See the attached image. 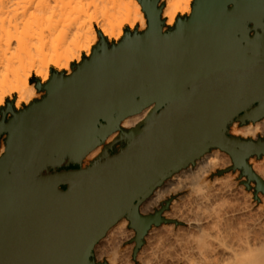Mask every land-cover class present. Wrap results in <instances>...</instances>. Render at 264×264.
I'll list each match as a JSON object with an SVG mask.
<instances>
[{
	"label": "water",
	"instance_id": "obj_1",
	"mask_svg": "<svg viewBox=\"0 0 264 264\" xmlns=\"http://www.w3.org/2000/svg\"><path fill=\"white\" fill-rule=\"evenodd\" d=\"M140 2L145 30L113 43L99 32L70 74L36 80L40 99L0 108V264H109L94 247L122 218L136 231L135 258L153 226L180 224L163 216L173 198L149 214L143 202L215 148L232 159L220 174L240 171L255 199L264 194L250 164L264 157V135L230 132L264 119V0H194L169 28L161 0Z\"/></svg>",
	"mask_w": 264,
	"mask_h": 264
},
{
	"label": "bare ground",
	"instance_id": "obj_2",
	"mask_svg": "<svg viewBox=\"0 0 264 264\" xmlns=\"http://www.w3.org/2000/svg\"><path fill=\"white\" fill-rule=\"evenodd\" d=\"M22 1L16 3L11 0L10 3V0H0V106L5 105L8 96L15 94L18 98L14 104L15 110H20L22 104L29 105L38 96L36 87L30 82V73L33 70H36L37 76L43 81L50 79L54 68L58 71L65 70L66 74H70L72 61H80L83 54L87 57L92 54L93 47L100 41L99 32L108 43H111L123 37L125 24L131 29L139 24V31L145 30L148 24L140 0H28L27 5L21 9L18 5L20 6ZM25 1L27 0H24L23 4ZM161 2L164 3L162 18L166 25L171 27L175 24L178 15H189L192 12L194 0H161ZM86 18L89 21L95 18L100 26L98 33L92 23L88 25ZM145 115L146 113L143 112L128 117L123 125L130 127ZM261 132L264 133V120L250 122L245 126H239L235 121L231 125V133L244 138H256ZM4 148L2 144L0 153ZM97 152L94 151L91 156L93 157ZM230 157L227 152L219 148L205 153L197 159L198 161L196 160L194 166L190 164L183 168L158 187L143 202L140 210L143 214H148L159 207L166 197L187 191L178 200L172 201L170 209L165 211L163 216L190 225L195 237L192 239H196L191 241L198 242L199 248L202 246L205 252L208 250L209 254L206 252L208 254L206 258L203 250L200 249L199 252L200 255L203 251L201 257L204 256L203 260H206V264H264V219H261L263 217L245 218L249 223L252 220L253 225L250 229L246 228V225L249 227L250 224L245 223V225L241 222L243 221L240 220L241 218H235L238 211L242 212L241 209H237L238 206L235 205L228 207L226 205V195L232 196L226 183L232 176L229 174V179H226L228 178L226 176L214 182L207 180V176L215 169L229 166L232 162ZM251 164L257 174L264 179V161L252 160ZM230 180L228 183H232ZM242 209L244 210V207ZM128 221L127 218L119 220L95 245L94 249L99 259L107 256L110 264H133L130 258L134 246L124 249L120 247L126 239L136 236L134 231L128 230ZM164 230L168 235H172L177 228L173 224L164 225L160 230L153 228L150 234L156 238L162 235ZM153 236H150L151 239ZM140 254L139 250L136 256L140 257ZM194 260L191 261L195 264L196 260Z\"/></svg>",
	"mask_w": 264,
	"mask_h": 264
},
{
	"label": "rangeland",
	"instance_id": "obj_3",
	"mask_svg": "<svg viewBox=\"0 0 264 264\" xmlns=\"http://www.w3.org/2000/svg\"><path fill=\"white\" fill-rule=\"evenodd\" d=\"M19 0H13V2H18ZM24 1V0H23ZM23 1H22V4H23ZM13 2H12V5H13ZM20 2H21V0H20ZM27 2H28V0L27 1H25L24 2V4L22 5L21 3V5L19 6L18 4V7L20 8L21 7V9L23 8V6H25V5H27ZM87 2V1H86ZM8 3H9V1H8ZM10 3H11V0H10ZM15 3V4H16ZM26 3V4H25ZM161 3H163V2H161ZM11 5V4H10ZM17 5L15 6V7H17ZM14 8V7H13ZM20 9V10H21ZM91 11H93V9L91 10ZM90 11V12H91ZM178 16H185V15H178ZM86 21H87V23H88V25L89 24H91L92 23V26H93V28H94V30L98 33L99 31H100V26L97 24V22L95 21V18H93L92 19V21H89V19L88 18H86ZM166 28H169V26H165ZM126 29H130L131 31H133V30H135V29H138V30H140V25L139 24H137L133 29H131L130 28V26L128 25V24H125L124 26H123V32L125 33V30ZM123 36H124V34H123ZM114 42V41H113ZM113 42H111V43H113ZM115 42H117V41H115ZM94 48V47H93ZM84 57H87L85 54H83L82 55V57H81V59H80V61H78V60H74V61H72L71 62V70H72V65L73 64H76V63H80L82 60H83V58ZM54 70H56L55 68L53 69V71ZM52 71V72H53ZM56 71H58V70H56ZM60 71H65V70H60ZM52 72H51V74H52ZM65 73H66V71H65ZM37 79H40V81L42 82V83H46L47 81H43V79L42 78H39L38 76H37V73H36V70H33L32 71V73H30V82H31V84L32 85H34L35 87H36V80ZM36 91H37V97L36 98H34V100L35 99H39V98H41L42 96H43V94H44V92L43 91H38V89L36 88ZM17 96L15 95V94H12V95H10V96H8L7 98H6V101L7 100H14L15 101V103H16V101H17ZM33 100V101H34ZM6 103V102H5ZM14 103V104H15ZM4 106V105H3ZM26 105L25 104H22L21 105V108H24ZM2 106H0V108H1ZM0 117H1V115H0ZM238 122V121H237ZM238 124H239V122H238ZM239 126H241L240 124H239ZM230 132H231V127H230ZM235 135V134H234ZM117 136V135H116ZM115 136V137H116ZM239 136V135H238ZM263 136V132H261V133H259V135L257 136L258 138H260V137H262ZM114 137V138H115ZM256 137V138H257ZM256 138H253V139H256ZM113 140V138L109 141V142H111ZM3 141V140H2ZM109 142H107V143H109ZM102 148H103V146H102ZM119 148V147H118ZM216 149H218V148H216ZM213 150H215V149H212L211 151H213ZM210 151V152H211ZM101 152V151H100ZM99 152V153H100ZM209 153V152H208ZM228 154V153H227ZM229 155V154H228ZM230 156V155H229ZM96 157V156H95ZM94 157V158H95ZM94 158H90V159H85L84 160V166H86L87 164H89L90 163V161L91 160H93ZM231 158V157H230ZM200 159V158H199ZM252 160H254V161H260V160H263L264 161V157H262L261 159H258L257 157H252L251 159H250V164H251V161ZM198 161V160H197ZM196 161V162H197ZM231 161H232V159H231ZM196 162H195V164H196ZM195 164H192L193 166L195 165ZM232 165V162H231V164L229 165V166H227V167H225V168H217V169H215L214 171H212L208 176H207V180H209L210 182H214V180H216V179H218V178H222V177H224V178H226V176L228 177V178H226V179H229V174H230V176H232V178H230L229 180L233 183H228L229 182V180L227 181V183L228 184H232L231 186L230 185H228L227 183H226V186H229L228 188L231 190V194H232V196L231 195H226V198H225V200H226V205H227V207L228 206H230V205H235V206H238L237 207V209L238 208H240L241 209V211L242 212H240V211H238L237 213H240L239 215L236 213V215H235V218L237 217V218H241L240 220H243V221H241V222H244V224L245 223H247L248 225H249V227L246 225V228H249L250 229V226L252 225L251 224V221L252 220H250V223H249V220H247L246 221V219L245 218H249L250 216V218H257V217H259V218H261V217H263V218H261L262 220L264 219V195L263 194H260L259 196H260V200H257V199H255V196H254V190H249L244 184H242V181L243 180H245L246 178H240V171H228V172H224V173H222V174H220L219 172L220 171H224V170H226L228 167H230ZM252 165V164H251ZM253 168V167H252ZM255 171V170H254ZM256 172V171H255ZM257 173V172H256ZM260 176V175H259ZM261 177V176H260ZM263 179V178H262ZM264 180V179H263ZM234 186V187H233ZM252 186H254V183H252ZM233 187V188H232ZM227 189V188H226ZM232 190H233V193H232ZM235 190V191H234ZM245 192V193H244ZM185 193H187V191H183V192H180L179 194L177 193V194H172V195H170V196H168V198L166 197L165 199L166 200H168V199H170V198H173V201L174 200H178L182 195H185ZM237 195H236V194ZM235 194V195H234ZM249 194V195H248ZM235 196V197H234ZM247 196V197H246ZM246 197V198H245ZM165 199L160 203V206L164 203V201H165ZM247 201V202H246ZM235 202V203H234ZM242 203V204H241ZM244 203V204H243ZM246 203V204H245ZM248 204V205H247ZM172 205V204H171ZM171 205H170V207H171ZM225 205V206H226ZM240 205H241V207H240ZM244 205H246V207H247V209H245L246 207L244 206ZM159 206V207H160ZM234 206V207H235ZM159 207H157V208H155V210L156 209H158ZM242 207H244V210L242 209ZM249 207V208H248ZM251 207V208H250ZM170 209V208H169ZM168 209V210H169ZM154 210V211H155ZM154 211H152V212H149V213H153ZM254 212V213H253ZM148 213V214H149ZM262 214V215H261ZM239 216V217H238ZM242 216V217H241ZM244 216V217H243ZM256 216V217H255ZM165 217V216H164ZM243 218V219H242ZM252 218V219H253ZM178 221V220H177ZM171 224H173L174 226H175V228H177V231L175 232V234H172V235H168V233H166V231L164 230V231H162V232H164V233H166L167 234V236H166V234H164V233H162V235H159V237L161 236V238H163V239H161V238H159V237H154L153 236V234L151 235L150 234V231H152V229L153 228H158L159 230H160V228H162V226H164V225H171ZM242 225V224H241ZM179 226H181V227H179ZM253 226V225H252ZM251 226V227H252ZM189 227V228H188ZM242 227H244V226H242ZM179 229V230H178ZM181 229H185L184 231L183 230H181ZM187 229V230H186ZM128 230H130V231H134V233L136 234V232H135V230H133L132 228H130V226H129V221H128ZM191 229H190V225L188 224V223H186V222H180V224H175V223H170V224H162V225H160V226H153L150 230H149V232H148V234H147V236L145 237V244L142 246V248L140 249V257H135L134 258V252L132 251V254H131V258H130V260L132 261V263L133 264H194V262L193 261H191V260H194L195 258V264H206V260H203L204 258H206V255L208 256V250H206V252L208 253V254H206V252L204 251L205 249L201 246V248H199L200 247V245H197V243L198 242H192L191 240H196V239H192V238H195L194 237V233L192 232V230L190 231ZM183 231V232H182ZM189 232L190 234H192V236L188 233ZM163 234H164V236H163ZM178 234V235H177ZM175 235V236H174ZM177 235V236H176ZM149 236V237H148ZM150 236H153L152 237V239H151V237ZM169 236V237H168ZM181 236V238H182V236H183V241H182V239L181 238H178V237H180ZM184 236H186V237H184ZM191 238H190V237ZM134 237H135V235L132 237V238H129V239H126L122 244H121V249H124V248H127V247H130V246H134V248H135V242H133V239H134ZM166 237H167V240H166ZM148 238H149V240H148ZM155 238V239H154ZM176 240H175V239ZM178 238V239H177ZM169 239L171 240V241H169ZM181 239V240H180ZM186 239V240H185ZM158 242H157V241ZM159 240H160V242H159ZM186 241V242H185ZM155 242H157V244L155 243ZM190 242H192V243H190ZM159 243V244H158ZM194 243H196V244H194ZM166 245V247H165V245ZM154 245V246H153ZM163 245V246H162ZM177 245V246H176ZM178 245H179V247H178ZM184 245V246H183ZM190 245V246H189ZM197 245V246H196ZM183 246V247H182ZM171 247V248H170ZM185 247V248H184ZM188 247V248H187ZM196 247V248H195ZM134 248H133V250H134ZM156 248H157V250H156ZM165 248V249H164ZM193 248V249H192ZM197 248H199V249H197ZM162 249V250H161ZM196 249V250H195ZM200 249L201 250H203L204 251V256H202L201 257V253H203V251H201V253H200V255H199V252H200ZM181 250V251H180ZM191 250V251H190ZM199 250V251H198ZM160 252H161V254H160ZM178 252V253H177ZM164 253V254H163ZM167 253V254H166ZM94 254H95V259L97 260V261H107L108 262V260H107V256H105V257H103L102 259H99L98 257H97V255H96V251H95V249H94ZM159 254V255H158ZM183 254V255H182ZM163 255V256H162ZM193 255H195V256H193ZM143 256V257H142ZM168 256V257H167ZM202 258H200V257ZM159 257V258H158ZM166 259H165V258ZM188 257V258H187ZM193 257V258H192ZM198 257V258H197ZM204 257V258H203ZM192 258V259H191ZM208 258V257H207ZM178 259V260H177ZM198 260H200V262L198 261ZM208 260V259H207ZM188 261V262H187ZM201 261H203V262H201ZM197 262H199V263H197ZM205 262V263H204ZM109 263V262H108ZM110 264V263H109ZM115 264H121V263H115Z\"/></svg>",
	"mask_w": 264,
	"mask_h": 264
},
{
	"label": "crops",
	"instance_id": "obj_4",
	"mask_svg": "<svg viewBox=\"0 0 264 264\" xmlns=\"http://www.w3.org/2000/svg\"><path fill=\"white\" fill-rule=\"evenodd\" d=\"M67 73V72H66ZM40 99V98H39ZM26 107V106H25ZM22 109V108H21ZM149 111V108H147V109H145L143 112H145L146 114H147V112ZM142 112V113H143ZM139 114H141V113H139ZM135 115H138V114H135ZM135 115H132V116H135ZM132 116H129V117H132ZM146 116V115H145ZM128 118V117H127ZM126 118V119H127ZM126 119H124L123 120V122L126 120ZM143 119V118H142ZM141 119V120H142ZM140 120V121H141ZM264 119H262L261 121H263ZM140 121H138V122H140ZM123 122H122V126L124 127V128H132V127H134V126H136V124H138V122L137 123H135V124H133L132 126H130V127H125L124 125H123ZM117 135V133H114V134H112L109 138H108V140H107V142H109L112 138H114L115 136ZM263 135H264V133H263ZM2 144H4V146L6 147V145H5V142H4V140L3 141H1V145H0V149H1V146H2ZM102 150V146H100V147H98V148H96V149H94L93 151H91L90 152V154L86 157V159H90V158H94L95 156H97L98 154H99V152ZM4 151H5V148H4ZM4 151L2 152V153H0V155L1 154H3L4 153ZM94 151H98L93 157L91 156L93 153H94Z\"/></svg>",
	"mask_w": 264,
	"mask_h": 264
},
{
	"label": "flooded vegetation",
	"instance_id": "obj_5",
	"mask_svg": "<svg viewBox=\"0 0 264 264\" xmlns=\"http://www.w3.org/2000/svg\"><path fill=\"white\" fill-rule=\"evenodd\" d=\"M250 122L248 121L247 123H245V124H242V123H240L239 122V124L241 125V126H245V125H248ZM254 123V122H253ZM258 138V137H257ZM120 143H118L116 146H115V149H114V151H116L117 149H118V147H120Z\"/></svg>",
	"mask_w": 264,
	"mask_h": 264
}]
</instances>
